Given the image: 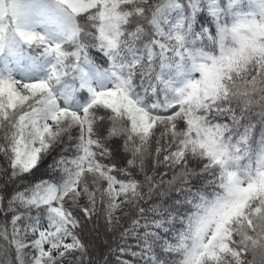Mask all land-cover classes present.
I'll list each match as a JSON object with an SVG mask.
<instances>
[{
	"label": "snow or ice",
	"instance_id": "1",
	"mask_svg": "<svg viewBox=\"0 0 264 264\" xmlns=\"http://www.w3.org/2000/svg\"><path fill=\"white\" fill-rule=\"evenodd\" d=\"M0 60V264H264V0H0Z\"/></svg>",
	"mask_w": 264,
	"mask_h": 264
},
{
	"label": "trees",
	"instance_id": "2",
	"mask_svg": "<svg viewBox=\"0 0 264 264\" xmlns=\"http://www.w3.org/2000/svg\"><path fill=\"white\" fill-rule=\"evenodd\" d=\"M38 51L39 50H29L30 54H32V55H37ZM91 55H92L94 60L98 56V54L95 53L94 51L91 52ZM22 68H23V65L18 67L14 63L12 58H8L7 59V69L11 70V74L13 75L14 78L21 79V78H18L16 75L17 74H21L22 75ZM0 74H4V75L8 74L7 71L5 70V64H4L3 60H0ZM40 74H42V73H40ZM85 95H86V93H82L81 97H83ZM254 119L258 120V117H254ZM256 131H257V135H259V131H260L259 126L257 127ZM163 171H165V169H163V167L158 169V172H163ZM170 178H171V173H169L168 176L165 177V179H170ZM23 187H24L23 184H20L19 188H17L16 185H9V189L8 190H9V193L11 194L14 190H22ZM3 222H4L3 221V216H0V223H3ZM95 223H96V226H97L96 230L90 231L87 234V237L88 238H96L98 240L99 245L102 247V249L104 251V255H110L112 264H115L116 256L118 254L117 253H109L107 251V248H106V241L113 242V245H115V242H116L115 237L113 236L112 233H105V231H104V229L102 227L103 221H98V222H95ZM89 228L91 229L92 225H89ZM129 244L131 246L135 247V241H129ZM126 258L131 260V261H133V264H142V261L141 262H137L134 257L127 256Z\"/></svg>",
	"mask_w": 264,
	"mask_h": 264
}]
</instances>
